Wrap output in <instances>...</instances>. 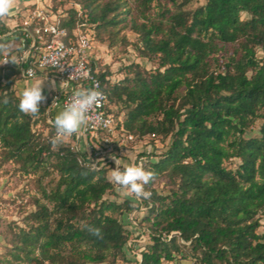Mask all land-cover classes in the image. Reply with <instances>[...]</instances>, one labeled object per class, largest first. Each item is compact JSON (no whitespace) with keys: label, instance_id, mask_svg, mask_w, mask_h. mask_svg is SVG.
Here are the masks:
<instances>
[{"label":"trees","instance_id":"16d2710c","mask_svg":"<svg viewBox=\"0 0 264 264\" xmlns=\"http://www.w3.org/2000/svg\"><path fill=\"white\" fill-rule=\"evenodd\" d=\"M71 1L58 11L50 0L59 26L72 31L87 22L107 33L111 44L128 42L119 33L131 31L138 55L154 64L147 69L131 62L121 67L122 78L113 79L108 66L91 63L114 120L112 135L169 138L156 160L135 158L146 171L141 201L147 211L140 221L150 232L138 264L184 258L192 264H264V232H258L264 215V0ZM2 15L4 1L0 35L14 33L0 36V164L11 162L34 176L38 192L34 210L10 238L11 259L2 264L125 259L133 233L120 216L138 206L110 198L126 182L109 175V166L90 165L102 159L106 132L87 133L83 147L90 142L91 148L80 150L79 140L77 147L70 144L75 133L57 136L58 119L47 122L52 96L36 101L32 113L26 110L14 88L20 71L11 54L30 40ZM39 120L46 134L36 129ZM257 121L258 134L246 135ZM160 178L165 193L154 188Z\"/></svg>","mask_w":264,"mask_h":264},{"label":"rangeland","instance_id":"374dc122","mask_svg":"<svg viewBox=\"0 0 264 264\" xmlns=\"http://www.w3.org/2000/svg\"><path fill=\"white\" fill-rule=\"evenodd\" d=\"M203 1L204 0H199L198 3H202ZM2 3L3 1L0 0V5ZM53 3L60 7L58 11L65 10V8H69L73 4L71 0H66L65 4L61 3L60 0H54ZM196 4L197 3H195V5ZM245 16L246 14L243 13L242 17ZM4 18L5 17L2 15L1 20ZM95 33L96 37L93 56L97 62L98 69H105L106 66H108L113 79L122 78L123 72L121 67L131 62H137L147 69L154 67L153 62L139 56L133 45L130 43L135 39V35L131 31L124 30L119 33V35H125L128 42L118 40L113 44L110 43L107 33H97V30ZM257 54H261V51L258 50ZM18 82L19 79L14 88L17 94L25 102L26 110L29 113H32V105L38 100H35L34 97H26L23 95L17 85ZM111 108L116 110L117 106L111 104ZM62 113H64L63 110L53 108L49 115L46 113L47 122H49L48 117L53 120V115H61ZM57 121L61 124L63 129L71 131L60 120ZM259 125L260 121H257L246 131V135L258 134ZM36 129L45 134L48 132V127H46V124L43 123L42 120L38 121ZM56 135L59 136L58 132ZM62 136L67 138L69 134ZM118 137L120 138V141L123 142L122 145H118V142H116L115 145H111L110 147L102 146V149H100V155L98 156L102 157L99 162H102L103 166H109V175L112 176L115 174L116 177L126 182L124 187L117 189V195H110V198H114L119 202L123 201L125 198H129L134 206H138L131 212H123L120 216L123 224L133 234L124 247L125 259L118 258L117 260L109 262L87 264H138L141 257L140 250L145 244L150 242V232L148 227L145 223L140 221L147 211L145 202L143 203V201H141V198L145 196L147 192L146 184L144 182L147 176L146 171L140 169L135 162V158L137 157L139 162H143L147 159L156 160L158 154H160L169 143V138L162 140L160 138H152L149 136L136 139L121 135ZM83 141L84 138L79 139L80 150H86L88 148L86 145L83 147ZM76 143V138L70 137V144L75 145ZM140 153L144 155L139 157ZM235 163L236 161H233V163L228 162L227 164L230 167H234ZM117 164L120 169L118 173H116ZM166 184V180L160 178L154 183V188L159 192L165 193L167 191ZM37 193L34 176L24 175L19 171H16L15 165L11 162L0 164V264H2V261L5 259H11L10 238L14 232L17 231V226L23 225L24 216L31 210H34L33 196H36ZM258 232H264L263 214L260 215V227L258 228ZM45 264L49 263L46 262ZM170 264H192V260L184 258L180 260V263L171 262Z\"/></svg>","mask_w":264,"mask_h":264},{"label":"built area","instance_id":"2783aa9c","mask_svg":"<svg viewBox=\"0 0 264 264\" xmlns=\"http://www.w3.org/2000/svg\"><path fill=\"white\" fill-rule=\"evenodd\" d=\"M15 26L28 38L29 44L11 54L13 64L20 71V78L33 79L42 74L57 78L62 84V91L54 94L46 108V113L53 108L76 112L81 115L83 128L75 133L78 140L87 133L99 130L106 132L100 140L104 147H110L120 138L112 135L114 120L105 111L106 94L101 88L100 80L96 77L92 62L95 46V31L87 22L78 23L69 31L58 24V15L52 11L50 0H33L31 5L17 10L13 15ZM14 33L13 28L0 36ZM23 40V39H22ZM3 61H8L7 55ZM48 121L52 123L48 117ZM69 130L60 128L58 135L71 134ZM128 138H131L129 136ZM89 149L91 143L85 144ZM103 166L98 160L90 162L92 167ZM120 171L116 165V173ZM117 181L121 179L112 175Z\"/></svg>","mask_w":264,"mask_h":264},{"label":"crops","instance_id":"0c3cea01","mask_svg":"<svg viewBox=\"0 0 264 264\" xmlns=\"http://www.w3.org/2000/svg\"><path fill=\"white\" fill-rule=\"evenodd\" d=\"M7 6V16L4 21L9 24L8 26H13L15 21L13 20L14 13L19 9H24L31 5L33 0H2ZM10 31V30H9ZM8 32V31H7ZM41 77V78H39ZM20 92L26 97H34L35 100L44 101L45 96H53L54 94L60 93L62 91L61 82L49 74H42L33 79H19L17 83ZM63 110L61 108H55ZM61 115H53L54 118H58L66 127H68L72 132H80L83 128V120L80 114L71 111H65Z\"/></svg>","mask_w":264,"mask_h":264}]
</instances>
